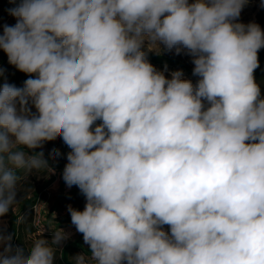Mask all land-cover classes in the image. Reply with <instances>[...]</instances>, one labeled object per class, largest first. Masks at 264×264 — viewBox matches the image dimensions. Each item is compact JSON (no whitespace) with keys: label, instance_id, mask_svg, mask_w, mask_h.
Returning a JSON list of instances; mask_svg holds the SVG:
<instances>
[{"label":"clouds","instance_id":"obj_1","mask_svg":"<svg viewBox=\"0 0 264 264\" xmlns=\"http://www.w3.org/2000/svg\"><path fill=\"white\" fill-rule=\"evenodd\" d=\"M246 3L10 8L16 23L3 25L0 49L30 75L23 87L0 85V217L19 208L29 173L52 171L43 152L24 149L61 137L71 149L62 178L86 198L82 211L67 206L91 253L74 264H264V98L254 77L264 30L236 22ZM145 41L187 49L197 84L157 71ZM40 234L25 258L0 232V264H54L66 234L51 244Z\"/></svg>","mask_w":264,"mask_h":264},{"label":"rangeland","instance_id":"obj_2","mask_svg":"<svg viewBox=\"0 0 264 264\" xmlns=\"http://www.w3.org/2000/svg\"><path fill=\"white\" fill-rule=\"evenodd\" d=\"M20 0H16V3H10L9 0H0V34H2L3 25H14L16 23V18L9 15V9L14 8ZM194 2V0H189V3ZM262 0H247V3L243 7L241 14L236 22L243 23L245 25L249 23H256L257 21V11L261 5ZM143 47L148 48V42L145 41ZM149 49V48H148ZM153 52L169 54L179 58L180 60L189 64L192 69L195 65L193 63L194 57L188 53L187 49L181 48L179 53L176 52V49L167 50L163 44L159 45V51L151 50ZM155 68V67H154ZM157 71L162 72L167 79H171V74L173 72L155 68ZM0 85L4 82L14 84L17 87H23L24 81L29 78L30 74L19 71L14 65H11L8 61L7 54L0 49ZM183 73V72H182ZM36 74H31L32 78H35ZM257 84L260 87L261 97L264 98V76L258 77L254 76ZM182 79L189 80L193 83V79L190 76H187L183 73ZM205 106H208V102L204 101ZM32 112L35 113V108L33 107ZM30 155L36 152H43L44 159L48 162V167L52 171H41L36 172L35 170L29 173L28 185L25 187L30 192L34 190L36 185H44L45 194H41L39 200L34 208V224L38 227V233L40 238H43L47 241H52L53 236L57 230H63L66 234V239H64L59 246H63L67 242H73L78 238L79 232L76 230V227L71 223H66L60 227H57V224L54 220L47 218V214L51 206L57 201L60 200V208L54 213L55 216H61L66 214L67 206L75 205L80 207H85L86 198L81 193L80 189L77 186L68 187L63 180V170L65 165L68 163L67 154L71 149L64 143L61 137H57L52 141L43 142L41 148L34 150L24 149ZM57 152L59 155H57ZM53 177L54 179L48 183L49 179ZM32 193V192H31ZM8 226L7 218H0V232L3 229H6ZM164 231L170 234V228L168 225H165ZM4 235V234H3ZM84 241V240H83ZM84 245L89 247L87 244ZM0 252H3V245L0 244ZM78 254H84L83 251H72L71 259ZM85 255V254H84Z\"/></svg>","mask_w":264,"mask_h":264},{"label":"trees","instance_id":"obj_3","mask_svg":"<svg viewBox=\"0 0 264 264\" xmlns=\"http://www.w3.org/2000/svg\"><path fill=\"white\" fill-rule=\"evenodd\" d=\"M262 30H264V0H262L261 5L257 11V21ZM142 51L145 52L146 59L151 63L155 68L167 70L170 72L182 71L185 75L190 76L193 79V86H195L200 79L199 76L193 74L192 67L186 62L180 60L179 58L169 55L157 53L149 50L146 47L142 48ZM259 58V67L255 70L254 76H264V48H261L258 52ZM102 121L97 120L93 128L100 124ZM28 177H25L21 182V187L18 191L17 202L19 208L15 211L10 208L9 212L0 217L8 219V226L6 229H3L1 232L8 236L12 237L11 244L13 248V254L16 250H21L23 256L26 258L29 255V250L31 247V239L29 238L32 235H39L38 227L34 224V208L37 204L41 194H45L44 185H36L33 191H29L25 187L28 185ZM54 178L51 177L47 184H49ZM60 208V200H57L49 209L47 218L54 220L57 224V227H60L66 223L71 222L70 213L67 212L61 216H55L54 213ZM73 208L82 211L84 208L75 205ZM18 217L20 222L18 223ZM165 226V225H164ZM163 226V227H164ZM37 238H40L39 236ZM51 244V241H48ZM56 248V254L54 258V264H74V261L71 259L72 251H83L86 257H90V248L84 245L83 235L80 233L78 238L73 242H67L62 247L59 245L54 246Z\"/></svg>","mask_w":264,"mask_h":264}]
</instances>
